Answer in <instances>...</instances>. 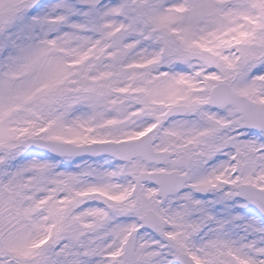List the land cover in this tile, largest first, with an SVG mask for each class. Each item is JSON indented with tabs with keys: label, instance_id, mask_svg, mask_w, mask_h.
Masks as SVG:
<instances>
[{
	"label": "snow or ice",
	"instance_id": "1",
	"mask_svg": "<svg viewBox=\"0 0 264 264\" xmlns=\"http://www.w3.org/2000/svg\"><path fill=\"white\" fill-rule=\"evenodd\" d=\"M0 264H264V0H0Z\"/></svg>",
	"mask_w": 264,
	"mask_h": 264
}]
</instances>
